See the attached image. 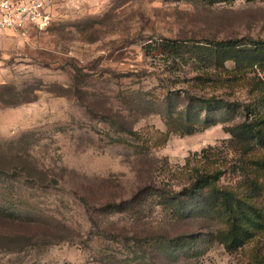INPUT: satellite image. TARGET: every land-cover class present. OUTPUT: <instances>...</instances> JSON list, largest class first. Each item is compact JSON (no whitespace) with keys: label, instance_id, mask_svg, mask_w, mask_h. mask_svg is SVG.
<instances>
[{"label":"rangeland","instance_id":"rangeland-1","mask_svg":"<svg viewBox=\"0 0 264 264\" xmlns=\"http://www.w3.org/2000/svg\"><path fill=\"white\" fill-rule=\"evenodd\" d=\"M50 14L43 29L0 32V206L34 220L16 244L0 240V264H264V233L231 252L215 238L220 218L174 219L146 197L181 189V167L203 164V148L229 167L247 157L228 141L240 120L230 115L193 134L171 130L169 93L181 107L188 94L242 105L255 95L225 72L200 83L199 63L174 67L154 47L264 41V0H57ZM182 235L198 236L190 251L156 249Z\"/></svg>","mask_w":264,"mask_h":264},{"label":"trees","instance_id":"trees-1","mask_svg":"<svg viewBox=\"0 0 264 264\" xmlns=\"http://www.w3.org/2000/svg\"><path fill=\"white\" fill-rule=\"evenodd\" d=\"M200 1L213 5L235 0ZM159 47L171 57L168 56L172 61L170 63H175L174 67L192 60L199 63L201 67L192 79L200 83L215 80L213 72H225V80L253 86L251 89L255 92L254 99L247 105L218 96L207 98L188 94L187 104L181 107L175 103L176 93L168 94L163 110L170 118L168 125L171 130H180L181 135L193 134L224 122L225 116L230 115L240 120L227 126L226 132L230 134L228 141L237 149L240 158L246 155L247 157L244 164L229 167L221 161L222 158L213 157L218 154L210 153L212 149L218 148H203V164L191 165V160L188 159L181 167L182 172H178L185 178L181 189L174 190L170 187L156 189L154 192L149 190L146 195L157 200V204L168 210L174 219L199 216L220 218L224 227L216 233V240L223 244L226 250L238 251L264 233V41L252 38L224 39L189 45L180 40L167 39L158 43L154 49ZM228 61L235 63V68L231 71L226 67ZM246 113L251 119H246ZM228 171L234 172L237 177L243 174V177L235 184H226L223 178ZM16 217L18 216H14L8 208L0 206V240L16 244L17 239L13 238H17L20 232L34 231L33 224L29 223L34 220L27 223L16 221ZM8 224L15 226L7 227ZM47 229L44 226L41 231L46 232ZM37 234L38 231L35 235ZM197 237L182 235L175 239H157L156 249L190 251L189 245H195Z\"/></svg>","mask_w":264,"mask_h":264},{"label":"built area","instance_id":"built-area-1","mask_svg":"<svg viewBox=\"0 0 264 264\" xmlns=\"http://www.w3.org/2000/svg\"><path fill=\"white\" fill-rule=\"evenodd\" d=\"M57 0H0V32L43 29L50 22V9Z\"/></svg>","mask_w":264,"mask_h":264}]
</instances>
